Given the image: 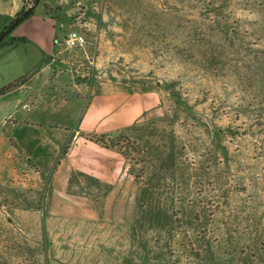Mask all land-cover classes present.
Instances as JSON below:
<instances>
[{"label":"rangeland","instance_id":"rangeland-1","mask_svg":"<svg viewBox=\"0 0 264 264\" xmlns=\"http://www.w3.org/2000/svg\"><path fill=\"white\" fill-rule=\"evenodd\" d=\"M80 1L72 29L107 32L94 89L156 88L169 115L120 139L139 184L123 224L50 211L10 159L31 186L0 210V264H264V0Z\"/></svg>","mask_w":264,"mask_h":264},{"label":"crops","instance_id":"crops-1","mask_svg":"<svg viewBox=\"0 0 264 264\" xmlns=\"http://www.w3.org/2000/svg\"><path fill=\"white\" fill-rule=\"evenodd\" d=\"M80 2L40 0L0 42V88L22 79L0 96V210L15 208L32 185L30 191L46 192L54 213L123 224L126 211H137L139 184L118 144L123 137L147 141L153 134L147 129L169 109L163 92L149 86L94 89L86 60H103L107 32L80 31L87 42L73 49L62 43ZM25 4L0 0V33ZM14 158L33 174L31 185L14 186L6 173Z\"/></svg>","mask_w":264,"mask_h":264},{"label":"built area","instance_id":"built-area-1","mask_svg":"<svg viewBox=\"0 0 264 264\" xmlns=\"http://www.w3.org/2000/svg\"><path fill=\"white\" fill-rule=\"evenodd\" d=\"M87 40L85 36L78 30H70L66 36L63 38L62 43L67 48H76L79 46H84Z\"/></svg>","mask_w":264,"mask_h":264},{"label":"water","instance_id":"water-1","mask_svg":"<svg viewBox=\"0 0 264 264\" xmlns=\"http://www.w3.org/2000/svg\"><path fill=\"white\" fill-rule=\"evenodd\" d=\"M36 5H30L27 7L15 20L14 22L7 27L4 31L0 33V42L25 18L28 17V15L35 9Z\"/></svg>","mask_w":264,"mask_h":264},{"label":"trees","instance_id":"trees-1","mask_svg":"<svg viewBox=\"0 0 264 264\" xmlns=\"http://www.w3.org/2000/svg\"><path fill=\"white\" fill-rule=\"evenodd\" d=\"M26 4H25V7L22 9V11L18 14V16L27 8L29 7L30 5H37L39 4L40 0H25ZM34 13V10L29 14H33ZM28 15V16H29ZM17 16V17H18ZM16 17V18H17ZM22 81V79H19V80H16L14 82H11L9 83L8 85L0 88V96L5 94L8 90H11L12 88H14L15 86H17L20 82ZM124 154V153H123Z\"/></svg>","mask_w":264,"mask_h":264}]
</instances>
